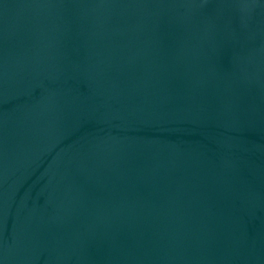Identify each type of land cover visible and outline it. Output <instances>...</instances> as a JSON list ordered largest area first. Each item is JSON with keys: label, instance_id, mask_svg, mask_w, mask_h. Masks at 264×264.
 <instances>
[{"label": "water", "instance_id": "95a60500", "mask_svg": "<svg viewBox=\"0 0 264 264\" xmlns=\"http://www.w3.org/2000/svg\"><path fill=\"white\" fill-rule=\"evenodd\" d=\"M0 264H264V0H0Z\"/></svg>", "mask_w": 264, "mask_h": 264}]
</instances>
